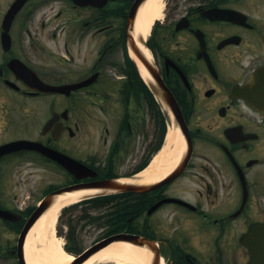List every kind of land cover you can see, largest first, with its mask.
Returning a JSON list of instances; mask_svg holds the SVG:
<instances>
[{
	"label": "flooded vegetation",
	"instance_id": "1",
	"mask_svg": "<svg viewBox=\"0 0 264 264\" xmlns=\"http://www.w3.org/2000/svg\"><path fill=\"white\" fill-rule=\"evenodd\" d=\"M15 1L0 16V93L51 99L23 127L29 101H4L0 122L14 128L0 146L35 141L87 170L30 152L0 159V264L24 263L31 229L20 238L47 196L110 179L143 191L68 202L76 257L127 235L148 244L149 264H247L242 238L264 223V0H160L147 32L149 0H28L9 22ZM24 68L65 93L30 88ZM165 148L169 170L142 182ZM29 165L56 170L54 184ZM78 232L98 237L83 248Z\"/></svg>",
	"mask_w": 264,
	"mask_h": 264
},
{
	"label": "bare ground",
	"instance_id": "2",
	"mask_svg": "<svg viewBox=\"0 0 264 264\" xmlns=\"http://www.w3.org/2000/svg\"><path fill=\"white\" fill-rule=\"evenodd\" d=\"M160 8V0H149L140 16V25L147 32ZM172 138H177L173 134ZM178 140V138H177ZM168 148L156 157L149 168V172L141 175V181L160 179L169 170L165 163ZM166 156V157H165ZM97 191H83L68 195V200L57 203L48 211L34 226L28 236L25 251L27 264H69L73 256L63 248L61 238L55 236V224L60 211L67 201H74L83 196L96 194ZM150 254L148 251L128 243H117L109 246L100 253L91 257L84 264L113 263V264H149Z\"/></svg>",
	"mask_w": 264,
	"mask_h": 264
},
{
	"label": "water",
	"instance_id": "3",
	"mask_svg": "<svg viewBox=\"0 0 264 264\" xmlns=\"http://www.w3.org/2000/svg\"><path fill=\"white\" fill-rule=\"evenodd\" d=\"M27 0H17V2L14 4L12 9L10 10L8 17L10 16L9 20L11 21L13 16L22 8V6L25 4ZM5 42V41H4ZM19 76L23 78L28 84H30L31 87L38 88L39 90L50 92L55 91L57 88L41 85L39 82H33L32 77L34 74L29 71L28 69H23L18 72ZM58 92H63L62 88H58ZM21 151H35L39 152L49 158L56 159L60 164H62L65 168L68 170H73V166L69 164V162L65 161L67 158L51 149H48L44 147L43 145L26 141V140H20L11 142L8 144H5L0 147V158H2L5 155L21 152ZM74 164V163H73ZM86 168H82L84 170ZM77 172V171H73ZM85 174V173H84ZM85 190H101L104 192H127L131 190L135 191H143V188H134L132 184H130L126 179H112L107 180L103 182H99L97 184H93L90 187H73L70 189H63L61 191L56 192L51 197H49L45 204L43 205V208H46L50 201L56 200L58 197L65 195L69 192H76V191H85ZM42 211H39L29 222L27 228L25 229L23 236L26 232V230L36 222V220L40 217ZM0 216L3 218H6V212L0 211ZM22 236V238H23ZM21 238V242H22ZM139 238L133 237V236H127V235H117L114 237H111L107 239L106 241L94 246L90 250H88L85 254H83L80 258L73 261L71 264H83L87 260H89L91 257L99 253L100 251L108 248L109 246L113 245L114 243H130L136 247H140L143 249H147L148 244L144 240H137ZM243 244L247 248L249 254H250V261L248 264H264V224H255L252 227H250V230L247 234L243 236ZM21 245V243H20Z\"/></svg>",
	"mask_w": 264,
	"mask_h": 264
},
{
	"label": "rangeland",
	"instance_id": "4",
	"mask_svg": "<svg viewBox=\"0 0 264 264\" xmlns=\"http://www.w3.org/2000/svg\"><path fill=\"white\" fill-rule=\"evenodd\" d=\"M9 2H10V0H0V16L3 13V11L6 10V8L8 6L7 4ZM8 94L9 95H7L6 93L4 94V92L0 93V101H1L0 105L1 106H5L6 104L9 105V102L11 100H13L15 98H18V96H16V97L13 96L12 93H8ZM18 99L19 100H24V101H28L29 100V98H24V97H21V98H18ZM49 99H51V97H42V98H39V99H32V100H29V103L22 102V117H21V122H20V124L22 123V127L26 125V121L31 120V119L35 120L32 117L33 116V111H35V108L33 106L38 107L40 109H44L43 106L45 107V104L47 103V101ZM4 101H5V103L7 102L5 105L3 103ZM7 110L10 111V115H11L12 109L7 107ZM14 116H16L15 113H14ZM2 121H3V123H2ZM2 121L0 122V125H2V127L3 126L4 127L0 128V143L6 142L9 139H11V136H12L11 134H12L13 128H14L13 126H11V127L9 126L10 125L9 121L5 120V117H3V116H2ZM29 124H31V123H29ZM34 133L35 132L33 131V133L30 132L29 134L33 135ZM26 135H27V133L24 130H19V132L14 134L13 136L25 137ZM28 167H29V169L25 171V173L27 175H30L31 173H36V176H33L32 178L30 176V178L34 182H37V181H40V180H44V181L47 182V184H49V183L54 184V182L56 181L55 180V176L58 174L56 172V170L51 169V168L47 169V170L46 169L42 170L41 166H36L35 167L36 170H32L30 165ZM9 179L10 180L14 179V177L10 176ZM53 180H55V181L53 182ZM66 223H67V221L65 220V218L59 216V218L57 219V222L55 224V236L57 238H61L64 243L67 242V239H66V236H65L66 235V233H65V231H66V229H65ZM78 226H79V224H78ZM60 228H61V230H60ZM58 231H61L62 235H59ZM84 233L85 234H84V236L82 238H81L79 232H78V235L76 236V238H77L76 243L80 239L79 242H80L81 246H83V248L89 246L98 237V233H95V232H91L90 234H88L87 232H84ZM73 244H74V242H73Z\"/></svg>",
	"mask_w": 264,
	"mask_h": 264
}]
</instances>
